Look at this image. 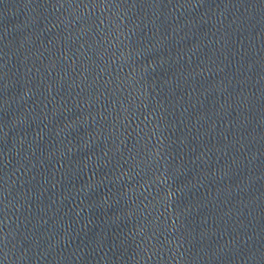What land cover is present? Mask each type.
<instances>
[{"label": "water", "instance_id": "95a60500", "mask_svg": "<svg viewBox=\"0 0 264 264\" xmlns=\"http://www.w3.org/2000/svg\"><path fill=\"white\" fill-rule=\"evenodd\" d=\"M0 264H264V0H0Z\"/></svg>", "mask_w": 264, "mask_h": 264}]
</instances>
